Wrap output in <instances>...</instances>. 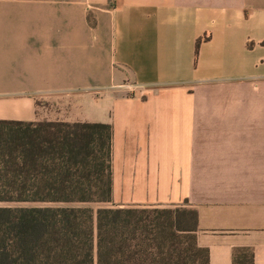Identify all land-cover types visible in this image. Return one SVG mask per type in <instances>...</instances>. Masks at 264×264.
<instances>
[{"label":"crops","instance_id":"crops-1","mask_svg":"<svg viewBox=\"0 0 264 264\" xmlns=\"http://www.w3.org/2000/svg\"><path fill=\"white\" fill-rule=\"evenodd\" d=\"M45 116L113 126V205L264 264V0H0V120Z\"/></svg>","mask_w":264,"mask_h":264},{"label":"trees","instance_id":"trees-1","mask_svg":"<svg viewBox=\"0 0 264 264\" xmlns=\"http://www.w3.org/2000/svg\"><path fill=\"white\" fill-rule=\"evenodd\" d=\"M113 135L103 123L0 120V264H210L187 202L90 207L113 204Z\"/></svg>","mask_w":264,"mask_h":264},{"label":"rangeland","instance_id":"rangeland-1","mask_svg":"<svg viewBox=\"0 0 264 264\" xmlns=\"http://www.w3.org/2000/svg\"><path fill=\"white\" fill-rule=\"evenodd\" d=\"M39 113L42 116L43 114L49 115V116H55L57 113V105L50 103V102H41L39 103ZM49 117H41L40 121H48ZM57 122V121H54ZM90 207L93 208L95 212H97L101 208H114L118 207L117 205L108 204V205H91ZM158 207V206H157ZM159 209H167L168 207H158Z\"/></svg>","mask_w":264,"mask_h":264}]
</instances>
